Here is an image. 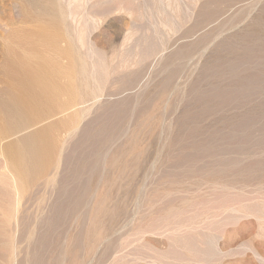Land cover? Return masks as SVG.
Segmentation results:
<instances>
[{"label": "rangeland", "instance_id": "374dc122", "mask_svg": "<svg viewBox=\"0 0 264 264\" xmlns=\"http://www.w3.org/2000/svg\"><path fill=\"white\" fill-rule=\"evenodd\" d=\"M0 37L1 98L30 54L85 106L13 134L0 104V264H264V0H0Z\"/></svg>", "mask_w": 264, "mask_h": 264}, {"label": "bare ground", "instance_id": "6f19581e", "mask_svg": "<svg viewBox=\"0 0 264 264\" xmlns=\"http://www.w3.org/2000/svg\"><path fill=\"white\" fill-rule=\"evenodd\" d=\"M30 1V0H29ZM90 1V0H89ZM99 5V4H98ZM13 6V5H12ZM101 6V5H100ZM12 9H14L12 7ZM16 9V8H15ZM32 9V8H31ZM37 9V8H36ZM68 9V8H67ZM3 10V9H2ZM1 10V12H2ZM35 10V9H34ZM15 12V11H13ZM18 12V11H17ZM18 14V13H16ZM23 14V13H22ZM25 14V13H24ZM100 14V13H99ZM57 15V14H55ZM27 19V18H26ZM12 20V19H11ZM11 22V21H10ZM95 22V21H94ZM3 24V23H2ZM8 24V23H6ZM78 30V29H77ZM17 31V30H16ZM19 31V30H18ZM24 31V28H23ZM75 31V30H74ZM32 32V31H31ZM20 33V32H19ZM28 33V31H27ZM57 33H59L57 31ZM25 34V33H24ZM8 35V34H7ZM5 36V34H4ZM22 37V36H21ZM2 38V37H0ZM11 38V37H10ZM23 39V38H22ZM33 39V38H32ZM82 40V39H81ZM22 41V40H21ZM29 42V41H28ZM82 42V41H81ZM80 42V43H81ZM19 43V42H18ZM83 43V42H82ZM74 44V43H73ZM14 45V44H13ZM35 45V44H33ZM82 46L84 44H81ZM12 47V46H11ZM83 48V47H82ZM14 49V48H12ZM61 49V48H60ZM15 51V49L13 50ZM51 52V51H50ZM79 52V51H78ZM66 53V52H65ZM79 56V55H78ZM81 56V54H80ZM57 57V56H56ZM83 57V56H82ZM81 57V58H82ZM73 58V56H72ZM5 62L4 60H2ZM37 64V65H36ZM86 64V63H85ZM36 66V67H35ZM96 66V65H95ZM12 67V72L11 69L8 70L11 73L12 76V82L13 83H18L17 85L10 83L5 88V94L6 96L4 98L0 97V104L1 107L4 108L3 111L4 113L7 112V117L10 118L12 124L10 127V131H12L13 134H18L22 132L23 130H28L29 127L33 126L37 122L39 123V119H41L42 115H45V113L49 112L51 113L50 116L57 115V114H62L60 115V118L58 120H62V123L68 119V117L72 113H77L79 110L80 112H84L85 106H81V108L74 109L73 111L69 112V109L73 106H75V103L71 106L68 105V103H62L58 109H60L58 112H53L56 108L57 103H55L52 99V95L55 90H57V87L54 86L51 91H47L42 89L43 87H46V84L48 83L49 77H56V70L55 67H52L51 69H48L46 65L42 64L37 60L36 58H33L32 55H24L22 56L19 61H12L9 62L7 65V68ZM87 67V64H86ZM8 68V69H9ZM90 69V68H89ZM98 69V68H97ZM5 70V69H4ZM3 72V71H2ZM1 72V73H2ZM7 74V73H6ZM84 74V73H83ZM58 75V74H57ZM10 76V75H9ZM84 76V75H83ZM5 77V76H4ZM7 79V78H6ZM7 82V80H5ZM78 83V82H77ZM82 83V81H81ZM94 84V83H93ZM95 85V84H94ZM49 87V86H48ZM88 89V88H87ZM85 90V89H84ZM90 90V89H89ZM88 90V91H89ZM86 91V90H85ZM86 93V92H85ZM93 93V91H92ZM80 97V96H79ZM87 97V95H86ZM95 97V96H93ZM63 98V97H62ZM90 98V97H89ZM71 99V98H70ZM95 99V98H93ZM97 99V98H96ZM56 101V99H54ZM84 101H78L76 104H84ZM86 102V101H85ZM27 104H30V107H35L33 108L34 113H28L25 114V108L27 107ZM4 105V106H2ZM34 105V106H32ZM67 105V106H66ZM72 107V108H73ZM26 111H28L26 109ZM83 115V114H82ZM52 117V118H53ZM56 117V116H55ZM84 117V116H83ZM6 118V117H5ZM46 119V118H45ZM8 120V119H6ZM44 120V119H42ZM83 120V119H82ZM9 121V120H8ZM51 121V120H49ZM77 121V120H76ZM45 122V121H44ZM6 123V122H5ZM58 122L57 121H52L46 125H42L41 127L38 126L36 129H32L31 132L27 133L24 135L21 140L25 143L24 147L18 149H15V143L14 142H9L5 146V154L13 164L14 168L18 170V172L24 176H27V174L30 172L31 169H35L36 172L40 168L46 167L49 165L51 159H52V153H53V145L54 141L56 139H53V136H49L47 141H43L42 139V134L46 131L50 132L52 129H54V125H56ZM1 124V123H0ZM45 124V123H44ZM65 124V123H64ZM73 124V123H72ZM41 125V124H40ZM61 125V124H60ZM58 125V127H62ZM68 125V123L66 124ZM65 128V127H64ZM78 128V127H76ZM67 129V128H66ZM69 129V128H68ZM74 130H76L74 128ZM9 131V130H8ZM7 132V130H6ZM27 132V131H26ZM25 132V133H26ZM75 132V131H74ZM52 134V133H51ZM61 134V133H60ZM64 134V133H63ZM68 134L69 133L68 131ZM67 134V136H68ZM65 135V134H64ZM73 135V134H72ZM20 135H18L19 137ZM57 136V135H56ZM3 137V135H2ZM11 137V135H10ZM13 137V136H12ZM65 137V136H64ZM9 138V137H8ZM15 138V137H14ZM67 139V138H66ZM11 140V139H10ZM9 140V141H10ZM12 141V140H11ZM57 141V140H56ZM17 142V141H16ZM2 143V142H1ZM22 144V143H21ZM56 145V144H55ZM58 145V144H57ZM60 148L61 143L59 144ZM1 146V145H0ZM67 146V145H65ZM68 147V146H67ZM58 148V147H56ZM58 150V149H57ZM54 152H56L54 150ZM62 152V151H61ZM66 152V151H65ZM3 154V153H2ZM4 155V154H3ZM64 155V154H63ZM65 157V156H64ZM61 158V157H60ZM62 159V158H61ZM55 160V159H54ZM8 161V160H7ZM56 161V160H55ZM59 162V159L57 160ZM7 163V162H6ZM56 163V162H55ZM51 164V163H50ZM52 165V164H51ZM6 167V166H5ZM50 167V166H48ZM43 170V169H42ZM34 171L33 173L36 174ZM43 172V171H42ZM55 172V171H54ZM40 173V172H39ZM11 174V173H10ZM54 174V173H53ZM29 176H31L29 174ZM37 176V175H36ZM39 176V175H38ZM40 177V176H39ZM53 177V176H50ZM55 177H57L55 175ZM24 178V177H23ZM27 178V177H25ZM24 178V179H25ZM54 178V177H53ZM14 179V178H13ZM31 179V178H30ZM2 180V179H1ZM36 180V179H35ZM28 182V181H27ZM32 183V182H31ZM34 183V182H33ZM8 184V183H6ZM11 184V183H9ZM15 185V184H14ZM8 187V186H7ZM17 188V187H16ZM19 190V189H18ZM25 191V190H24ZM7 193V192H6ZM5 193V194H6ZM3 195V194H1ZM30 195V194H29ZM41 196V195H40ZM36 197V196H35ZM29 199V198H28ZM48 199V198H47ZM46 199V200H47ZM45 202V201H44ZM3 206V205H2ZM57 209V207H56ZM65 211V210H64ZM7 213V212H6ZM257 213V212H256ZM5 214V213H3ZM9 214V213H7ZM5 216V215H4ZM10 216V215H9ZM55 218V217H54ZM22 219V218H21ZM94 219L93 221H95ZM6 221V220H5ZM50 221V220H49ZM9 222V221H8ZM50 223V222H49ZM17 224V223H16ZM94 224V223H93ZM98 225V224H97ZM94 226V225H93ZM48 227V226H47ZM53 230V229H52ZM48 239V238H47ZM48 242V241H47ZM12 243V242H11ZM9 249V247H8ZM94 249V248H93ZM15 250V249H14ZM24 250V249H23ZM91 250V249H90ZM16 253V251H15Z\"/></svg>", "mask_w": 264, "mask_h": 264}]
</instances>
